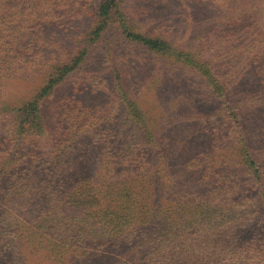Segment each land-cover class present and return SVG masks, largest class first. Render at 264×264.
Here are the masks:
<instances>
[{"label":"trees","instance_id":"1","mask_svg":"<svg viewBox=\"0 0 264 264\" xmlns=\"http://www.w3.org/2000/svg\"><path fill=\"white\" fill-rule=\"evenodd\" d=\"M199 2L202 6L210 7L211 2L217 6L209 12L208 20L203 21L207 27L216 15L224 12L216 19L224 22V31L214 34L209 30L193 36L187 45L161 34L137 30L122 13L119 0L82 4V10L94 15L93 26L74 41L75 53L66 61L46 62L50 67L44 86L19 105L3 94L8 79H24L23 74L15 76L20 72L16 68L17 50L8 49L15 45L16 38L10 39L0 30V114L10 116L2 126L3 132L0 131V254L5 250L13 254L14 260L22 255V246H26L35 254L44 251L54 264H74L66 263L70 255L85 254L90 249L104 251L109 240L120 238L115 242H121L138 236L149 248L142 256L143 262L139 260L136 264H208L234 257L246 263L256 258L259 251L256 244L264 243V238L260 239L264 234L254 235L252 244H245L250 240L236 237L235 226L241 228L251 214H261L264 219V127L257 134L262 138L255 139L248 125L252 116L264 118V0ZM12 8L8 0H0V20L9 25L5 31L18 29L7 21L13 14ZM114 22L118 30L115 48L134 43L158 54L157 57L173 54L207 83L219 101V115L227 121L235 142V158L241 166L235 182L222 185L217 182L219 187L193 198L191 186L181 183L186 191L163 202V188L166 189L163 195H174L170 185L160 181L163 177H168L166 181L172 179L170 144L142 114L137 117L142 128L139 134L134 133L136 146L130 145L133 140L119 137L121 134H116L114 128L113 132L108 128L106 135L104 131L108 129L102 121L96 127L103 131L95 132L82 110L79 115H69L73 120L72 134L57 124L52 128L47 122L43 111L46 100L82 68L91 48ZM219 33L221 38L215 39ZM23 54V48L19 49V58ZM118 58L114 52L112 67L121 83L122 60ZM229 58H235V63L241 66L230 70V66L223 64ZM96 151L107 169L117 174L113 191L106 181L104 186H91V177L71 180L78 175L69 174L74 163L86 161L85 156ZM149 158L156 163L151 164ZM200 165L203 167L201 162L195 167L199 169ZM224 172L222 178L231 180L230 169ZM211 174L210 171L206 176ZM225 195L231 202H222ZM72 208L82 213L73 223L68 216ZM102 222L107 224L106 231L93 228Z\"/></svg>","mask_w":264,"mask_h":264},{"label":"rangeland","instance_id":"2","mask_svg":"<svg viewBox=\"0 0 264 264\" xmlns=\"http://www.w3.org/2000/svg\"><path fill=\"white\" fill-rule=\"evenodd\" d=\"M8 1L13 5V14H9L7 21H12V26L18 29L5 31L4 28L9 25L3 24L0 20V30L4 35H9L10 39L16 38L15 45L8 49L13 52L17 50L16 68L20 72L15 73V76L23 74L24 79H8L4 82L3 94L8 101L19 105L36 95L44 86L45 73L50 67L46 62L52 64L66 61L75 53L74 41L89 30L95 20L92 13L82 10V4L96 5L98 0ZM119 3L122 13L134 28L164 35L180 45H187L193 36L209 30L216 34L218 30L224 31L225 27L221 19L216 21L224 12L216 15L208 27L203 23L204 20H208L211 9L217 8L213 2L210 3V7L206 4L202 6L199 0H119ZM116 25L117 22L112 23L102 39L91 48L89 58L82 68L60 84L54 95L44 101L43 111L47 122H50L52 128L57 124L59 128L62 127L68 130V134H72L73 120L70 116L79 115V111L82 110L86 117L88 116L86 119L89 126L93 124L96 129L95 132L102 130L96 127L102 121L111 132L114 128L116 134H121L119 137L124 141L133 140L130 145L136 146L138 141L136 134H139L142 128L137 122V117L142 114L147 122H150L151 127L157 126L161 138L170 144L168 145L171 151L170 163L174 165L173 173L169 172L170 175L173 174L172 179L166 181L168 177H163L160 181L169 184L174 195L171 193L163 195L166 189L162 187L165 190L161 193L163 202L175 199L177 193L182 194L186 191L181 187V183L191 186L193 198L202 194L207 195L223 182L226 184L235 182L241 172V166L235 158V142L229 133L227 121L219 115V101L207 83L198 76L197 71L178 62L173 54L157 57L158 54L134 43L119 44V47L115 48L114 45L118 42L115 38V33H118ZM221 35L219 33L215 39H220ZM21 48L24 54L19 58L18 50ZM114 52L119 55L118 61L122 60L119 65L123 76L121 83L116 79L115 68L112 67ZM223 64L230 66V70H235V66H241L235 63V58L226 59ZM246 69L245 77L248 76ZM233 85L235 86V82ZM251 118L253 120L250 119L248 125L256 135L255 139L262 138L257 134L262 131L260 127H264V118L257 115ZM8 119H10L8 114H0L1 133L4 130L2 126ZM109 129L104 131L106 135ZM93 136L94 134L88 136V140ZM111 147L114 149V146ZM97 152L87 154L86 161L74 163V169L70 170L69 174L78 175L71 180L91 177V186H104L106 181V184L110 183L113 191L116 180L114 177L117 174L114 170L107 169L106 163ZM149 159L151 164L156 163L154 159ZM199 162L203 167L200 165L198 169L195 165ZM225 169L231 171L232 178L229 181L221 176V172L225 174ZM210 171L212 174L206 176ZM222 202L226 204L231 202V199L225 195ZM254 203L255 200L252 204ZM81 214L76 208L70 209L69 221L76 222L74 219ZM93 228L106 231L107 224L102 222L95 224ZM259 234H264V219L261 214H251L241 228L235 226L236 237L242 241L250 240L245 244H252L254 235ZM119 239L107 241L104 251L90 249L91 251L85 254L70 255L66 263L72 261L74 264H136L139 260L143 262L142 256L147 252L149 244H146L142 237L133 236L131 239L115 242ZM256 245L259 250L256 258L249 259L245 261L246 263L237 261L234 257L211 261L208 264L240 262L264 264V243ZM31 250L30 247L22 246V255L14 260L13 254L3 250L0 254V264L16 262L54 264L46 257L44 251L35 254Z\"/></svg>","mask_w":264,"mask_h":264}]
</instances>
